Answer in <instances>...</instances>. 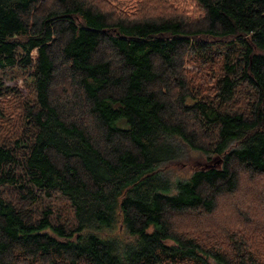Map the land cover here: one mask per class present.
Returning <instances> with one entry per match:
<instances>
[{
    "label": "trees",
    "instance_id": "trees-1",
    "mask_svg": "<svg viewBox=\"0 0 264 264\" xmlns=\"http://www.w3.org/2000/svg\"><path fill=\"white\" fill-rule=\"evenodd\" d=\"M196 3L128 18L97 0H0V70H27L34 91L21 134L0 139V264H264V237L208 238L195 220L245 173L264 198V0ZM187 59L208 70L202 89ZM181 142L218 158L174 178ZM54 196L72 225L39 209Z\"/></svg>",
    "mask_w": 264,
    "mask_h": 264
},
{
    "label": "rangeland",
    "instance_id": "rangeland-1",
    "mask_svg": "<svg viewBox=\"0 0 264 264\" xmlns=\"http://www.w3.org/2000/svg\"><path fill=\"white\" fill-rule=\"evenodd\" d=\"M104 3L112 12L124 17L134 18L143 15L170 17L180 13H188L190 17H195L199 13L197 0H97ZM36 55V50L33 51ZM189 56V54L187 55ZM215 71L218 69L217 63H212ZM188 72L190 81L200 89L203 88L208 70L201 66L198 62L187 59L184 65ZM30 73L22 68L13 67L6 70H0V84L4 87L17 89L20 92L0 96V104L2 105V114H0V139L6 142H12L21 134L23 125L21 122V103L24 99L33 96V88L29 78ZM209 89V88H206ZM212 89L209 91L211 92ZM182 150L186 153L185 158L176 159L166 169L173 172L174 178L191 175L197 168L206 166L208 160L207 155L192 150L181 142ZM198 151V152H197ZM175 161V160H174ZM245 172V171H244ZM243 185L232 194H224L219 197L215 211L207 216L188 215V220L195 218L197 224L206 231L208 238L213 236L226 237L228 242L237 238L243 241H251L258 244V240L264 237V198L263 193H255V189L251 185L259 183V178L253 179L249 174L245 173ZM247 186H250L247 188ZM250 199L248 205H244L245 199ZM51 206L54 211V219L62 222L73 224L74 214L68 201L60 196L53 198H41L38 206L41 209L44 206ZM259 208V209H258ZM179 218H177L178 220Z\"/></svg>",
    "mask_w": 264,
    "mask_h": 264
}]
</instances>
